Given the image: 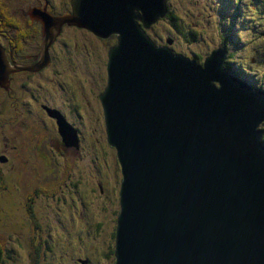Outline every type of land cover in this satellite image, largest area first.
I'll use <instances>...</instances> for the list:
<instances>
[{"label":"water","instance_id":"95a60500","mask_svg":"<svg viewBox=\"0 0 264 264\" xmlns=\"http://www.w3.org/2000/svg\"><path fill=\"white\" fill-rule=\"evenodd\" d=\"M143 4L70 0L62 17L34 13L44 25L40 60L9 67L0 47V85L6 70L43 68L63 23L114 34L98 96L120 175L113 264H264V93L227 73L222 46L199 64L157 44L147 31L166 0ZM54 116L62 143L77 147L75 129Z\"/></svg>","mask_w":264,"mask_h":264},{"label":"rangeland","instance_id":"374dc122","mask_svg":"<svg viewBox=\"0 0 264 264\" xmlns=\"http://www.w3.org/2000/svg\"><path fill=\"white\" fill-rule=\"evenodd\" d=\"M234 1L168 0L172 19L170 16L161 19L148 32L152 38L158 36L160 43L170 36L174 52L185 53L189 57L199 55L198 59L203 61L209 51L220 44V32L230 25L228 17L235 6ZM66 3V0H54L57 13H60L59 9L64 13L70 9ZM238 4L239 15L232 25V35L238 33L241 39L254 42L248 50L237 46L234 49L238 58L251 63L250 78L263 82L264 86V53L260 48L255 60H252L253 47L264 45V16L258 11L259 4L255 0H240ZM2 7L11 15L3 17L0 12V35L9 47L7 38L16 40L21 36L16 31L22 30L25 19H28L23 12L17 15L15 7ZM20 8L25 10V7ZM14 21L18 23L15 30L12 29ZM61 25L62 34L47 46L50 64L38 74H28L30 77L23 70L22 79L28 86L15 85L7 97L11 102L6 101L0 108V154L8 156L7 162L0 161V182L5 185L14 180V175L20 170L18 166L24 171L20 174L17 196H23L24 205L34 209L36 220L41 224V229H31L27 224H30L29 216L19 212L14 205L8 207L9 203L3 201L0 193V248L9 234H13L12 247H4L5 251L2 248L0 264H3L2 257H14L15 264H36L34 260L38 252L44 254V258L37 264H51L52 257L57 264H68V258L72 264L77 257L85 259L84 264L89 258L90 264L114 262L104 255V251L118 211L120 176L116 177L115 151L102 134L103 115L97 95L103 89L107 50L117 40L114 34L100 38L85 28L65 23ZM235 25L239 27L236 31ZM32 27L31 24L29 28ZM11 32L14 33L12 38L8 37ZM193 33L196 41L191 42L189 38ZM257 36L262 37L256 39ZM41 38L30 35L17 41L22 47L21 51L13 54L15 61L28 64L33 42L37 43ZM235 51L231 56H236ZM70 88L79 107L72 106ZM30 93L35 95L34 98L28 96ZM13 102L17 103L15 107L11 106ZM42 102H48L67 114L79 133L80 150H76L73 144L66 146L60 142L57 121L53 123L44 114ZM1 104L2 98L0 107ZM72 115L77 116L76 120ZM261 127L264 130V124ZM27 166L30 171L25 170ZM45 175L48 176L43 177V182L37 181L39 176ZM98 181L104 184L102 192H99ZM37 189L38 195H35L33 190ZM97 224L102 227L96 229ZM27 230L40 240L49 232L51 237L47 247L51 251L46 247L33 250L26 243V237L16 240L14 232L21 234Z\"/></svg>","mask_w":264,"mask_h":264},{"label":"trees","instance_id":"16d2710c","mask_svg":"<svg viewBox=\"0 0 264 264\" xmlns=\"http://www.w3.org/2000/svg\"><path fill=\"white\" fill-rule=\"evenodd\" d=\"M170 14H171V12H170ZM170 18L172 19V17H171V15H170ZM158 21H160V19H158L157 21H156V23L158 22ZM156 23H154L152 26H154ZM27 24V25H26ZM26 24L24 23V25H23V29L21 30H19V31H16V32H18V34H20L21 36H19L16 40H9V43H10V47L9 48H11V49H13L12 50V52L13 53H18L19 51H21V45H20V43H18L17 41H20L23 37H27V36H30V35H33V37L35 36V37H38L39 35H37V33H39V31L37 30V27L36 26H34L33 25V27L30 29L29 28V26L30 25H28V24H30L28 21L26 22ZM148 32V31H147ZM12 34H14L13 32H12ZM148 34L149 35H151L149 32H148ZM160 37H161V34L159 35ZM163 36V35H162ZM12 37H13V35H12ZM159 37L158 36H156V37H154L153 38V40L157 43V44H159L160 42H159V39H158ZM199 57V55H194L193 56V58H198ZM26 72H28L27 74H29L30 72L29 71H26ZM24 74V73H23ZM29 76V75H28ZM105 79H106V76L104 75L103 76ZM105 79H104V83H103V87H104V85H105ZM70 91H71V93L69 94L70 96V99H71V101H72V105H74V108H76V107H79V105L78 104H76V101L75 100H73V91H72V89L70 88L69 89ZM69 90H68V93H69ZM102 91V90H101ZM100 93V92H99ZM99 93H98V95H97V99H98V101H99V98H98V96H99ZM99 103H100V101H99ZM102 111V110H101ZM103 130H102V134L104 135L105 134V132H104V126H103V128H102ZM61 142V141H60ZM13 150L16 152L17 151V149L16 148H13ZM52 153V155H53V152H51ZM1 155L2 156H4L5 158H7L8 159V156H7V154L6 153H1ZM47 158H49L50 159V156L49 155H47L46 156ZM63 158V157H62ZM44 159V158H43ZM58 162H60V161H58ZM23 163V165H25L26 164V162H22ZM116 166H117V169H116V177H118L119 178V167H118V165H117V161H116ZM18 169H20L19 171H18V173H16L14 176H16V178H17V180H16V178L14 177V180H12L9 184H3V183H1L0 182V193L3 195V201L4 202H8L9 203V205H8V207L9 206H16V207H18L19 208V212H24V210H26V208H25V203H23V196H17V194H18V183H20V174H21V171L22 172H24L19 166H18ZM25 170H29V168H28V166H27V168L25 169ZM30 171V170H29ZM48 175H45V176H39V179L37 180V181H39V182H43V177H47ZM0 180H1V178H0ZM40 186H42V185H40ZM39 186V187H40ZM97 186H98V188H99V192H102V188H104V184L103 183H101L100 181H98V183H97ZM76 187H77V184H76ZM33 192L35 193V195H38V189L37 190H33ZM23 204V207H21V205ZM28 204V203H27ZM29 206V205H28ZM28 211H29V214H30V216L33 218L32 219V223H33V225L36 227L35 229H41V224H40V222L39 221H37L36 220V215H35V213H34V209L32 208V207H28ZM2 213V208H1V206H0V214ZM2 215H4V213L2 214ZM115 222H116V216L113 218V228H112V230H111V232H110V234L108 235V240H107V245H106V248H105V256H107V257H109V258H111L112 260H114V255H113V252H114V230H115ZM3 224H5V222H3ZM15 226V225H14ZM102 227V225L101 224H97L96 225V229H99V228H101ZM16 229V228H15ZM32 229V228H31ZM30 232H31V230H30ZM30 232H28V230L27 231H24V232H21V234L20 233H18V232H14V234H15V237H16V240H20V239H24L25 237H26V243L29 245V246H31L32 248H33V250H37V251H39L40 250V248L41 247H43V238H42V240H40L39 238H37V237H35L33 234H31L30 235ZM13 234H9V237L7 238V240L4 242V245H6V246H4L3 245V251H5V249H4V247H12V244H11V242H12V236ZM50 236H51V234H50ZM84 240V239H83ZM20 247H21V245H19ZM2 248H0V253H1V251H2ZM49 249V251H51V248H48ZM44 253H45V251H44ZM36 256V255H35ZM36 259L34 260L35 262H36V264L37 263H39L41 260H43V258H44V254H40L39 252L37 253V256L35 257ZM2 260H3V262L5 263H7V264H15V258L14 257H6V258H4V257H2ZM88 260V264H90L91 263V259L89 258V259H87ZM9 262V263H8ZM51 264H57V261H56V259L55 258H51Z\"/></svg>","mask_w":264,"mask_h":264},{"label":"clouds","instance_id":"9594fccd","mask_svg":"<svg viewBox=\"0 0 264 264\" xmlns=\"http://www.w3.org/2000/svg\"><path fill=\"white\" fill-rule=\"evenodd\" d=\"M166 7H167L166 14H165V16L163 18H160V20L161 19H164L166 17H169L170 15H172V13L170 14V11H169V8H168V0H166ZM173 25H174V23H173ZM224 30L226 31V28ZM168 39L171 41V44L170 45H168L166 43V41ZM189 39L191 40V42L196 41V35L194 33L191 34ZM220 39H221L220 40V44L216 48H213L212 50H210L207 55H209L213 50H217L218 47L222 46L224 50H221V53L225 55L224 60H223V67L225 68V70L227 71V73L229 75L238 78V76L234 73V71L236 70V68L239 67L238 64L235 62V59L238 56L237 52L234 49V47L236 46V44H235L236 38L232 34L229 35L227 33V31H226L225 36H223ZM231 40H233V41H231ZM172 43H173V39L170 36H166L165 39H164V42L159 43V45L168 46L171 49V51H174V49L172 47ZM233 51H235L234 54L236 56H234V55L231 56V53ZM174 53H177V52H174ZM262 53H264V52H262ZM181 54L185 55V53H181ZM217 55L219 56V52L217 53ZM185 56H187V55H185ZM187 57H189V56H187ZM189 58L195 59L199 64H201L203 62V61H200L198 59L199 57L198 58L189 57ZM214 84H215V86H217L215 82H214Z\"/></svg>","mask_w":264,"mask_h":264},{"label":"bare ground","instance_id":"6f19581e","mask_svg":"<svg viewBox=\"0 0 264 264\" xmlns=\"http://www.w3.org/2000/svg\"><path fill=\"white\" fill-rule=\"evenodd\" d=\"M144 2V4L146 3V0H139V3H143ZM143 4V5H144ZM142 8H144L143 6H142ZM219 58H220V56L219 57H217V58H213L212 60H211V62H210V64L208 65V70L209 71H211V72H216V70L218 69V67H217V64H219ZM181 79H183L184 77L183 76H181V75H178ZM221 88H223L224 90L225 89H232L231 87H226V86H222ZM237 112V114L238 115H241V116H246V117H251L252 116V111L251 110H248V109H246V108H244L243 106L241 107H239V109L236 111ZM253 115H254V112H253ZM244 136L246 137V141H247V143H246V146H245V151H247V154H248V149H249V142H248V134L246 133V134H244ZM252 161V159H249V157H248V162L250 163ZM263 186H262V189H261V191H260V194L262 193L263 195H264V184H262ZM261 188V187H260ZM264 200V199H263ZM256 244V243H255ZM256 247H258V245L256 244ZM256 249V248H255ZM258 249V248H257Z\"/></svg>","mask_w":264,"mask_h":264},{"label":"flooded vegetation","instance_id":"af4514ba","mask_svg":"<svg viewBox=\"0 0 264 264\" xmlns=\"http://www.w3.org/2000/svg\"><path fill=\"white\" fill-rule=\"evenodd\" d=\"M0 12L4 14V13H7V10L0 9ZM3 36H4V35H3ZM4 37H6V36H4ZM8 40H10V38H9ZM36 45H37V43L33 42V45H32V46H33L34 48L36 47ZM28 58H29V59H28L29 61L32 60L31 56H29Z\"/></svg>","mask_w":264,"mask_h":264}]
</instances>
